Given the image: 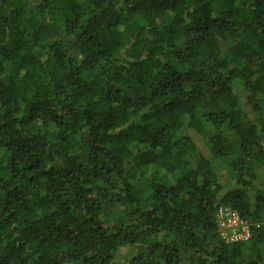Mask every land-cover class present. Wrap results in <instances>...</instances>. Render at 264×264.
Listing matches in <instances>:
<instances>
[{
	"label": "trees",
	"instance_id": "trees-1",
	"mask_svg": "<svg viewBox=\"0 0 264 264\" xmlns=\"http://www.w3.org/2000/svg\"><path fill=\"white\" fill-rule=\"evenodd\" d=\"M124 248L264 264V0H0V264Z\"/></svg>",
	"mask_w": 264,
	"mask_h": 264
},
{
	"label": "built area",
	"instance_id": "built-area-1",
	"mask_svg": "<svg viewBox=\"0 0 264 264\" xmlns=\"http://www.w3.org/2000/svg\"><path fill=\"white\" fill-rule=\"evenodd\" d=\"M218 228L226 242L249 240L252 230L249 223L230 207L222 206L217 211Z\"/></svg>",
	"mask_w": 264,
	"mask_h": 264
},
{
	"label": "rangeland",
	"instance_id": "rangeland-1",
	"mask_svg": "<svg viewBox=\"0 0 264 264\" xmlns=\"http://www.w3.org/2000/svg\"><path fill=\"white\" fill-rule=\"evenodd\" d=\"M134 251H135V249H134ZM134 251L127 249V248H124L120 253L121 254V256L119 258L120 263L121 264H129V262L127 261V258H129Z\"/></svg>",
	"mask_w": 264,
	"mask_h": 264
}]
</instances>
